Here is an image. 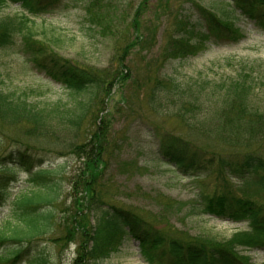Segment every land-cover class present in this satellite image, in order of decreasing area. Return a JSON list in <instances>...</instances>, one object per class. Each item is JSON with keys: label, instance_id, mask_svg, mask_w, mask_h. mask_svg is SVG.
I'll return each mask as SVG.
<instances>
[{"label": "rangeland", "instance_id": "obj_1", "mask_svg": "<svg viewBox=\"0 0 264 264\" xmlns=\"http://www.w3.org/2000/svg\"><path fill=\"white\" fill-rule=\"evenodd\" d=\"M198 6L240 28L247 37L235 43L203 45L183 57H174L168 52L169 57L163 59L174 24L181 14L196 22ZM23 12L19 4L11 3L0 11V16ZM31 20L35 22V39L45 45L35 42L26 48L27 44L19 42L0 50V91L23 96L37 107L56 101L69 107L89 98L87 93L77 94L54 81L48 73L52 67L46 61L40 63L45 68L33 62L36 55L37 58L47 55L71 61L89 71H98L101 79L107 80L102 83L105 88L102 87L94 99L92 105L96 107L92 106V112L85 117L79 138L72 139L75 143L72 149L63 136L29 135L26 122L0 118V156L20 149L41 159L42 165L44 160L53 167L61 166L59 173L49 174L44 180L34 173L37 168L32 172L18 168L8 199L0 205V231L12 229L8 235L15 237L17 228L13 225L20 222L14 215H20L22 210L14 199L23 189L29 190L33 204H41L39 210L50 207L53 215L52 228L46 235L10 243L28 247L21 259L11 264H38L39 261L72 264L81 231L85 224L90 227L93 223L83 219L88 205L129 208L150 218L155 228L168 238L195 240L208 232L224 239L248 226L247 222H233L203 213L204 203L225 197L228 203L252 199L264 205V187L248 185L250 179L243 182L203 170L186 173L167 162L159 149L165 137L178 136L193 140L210 152L215 150L219 156L239 158L254 149L264 152V141H256L258 143L250 147L225 146L190 131L163 110H153L148 105V94L160 80L174 78L187 85L196 79L213 84L232 76L235 71L263 74L257 81V92L264 102V31L242 15L233 0H64L50 13L34 15ZM104 73L110 74L109 78ZM93 96L91 94L90 102ZM96 131L102 135L101 141L108 143L106 153L98 156L83 148L76 149V144L88 141ZM94 158L101 161L97 169L91 167ZM98 173H102L101 187L84 185V181L93 185V175ZM94 188L104 202L93 198ZM48 198L54 201L43 205ZM64 218H73V222L65 221L61 227ZM71 222L76 230L69 236ZM128 239L103 263L146 264L138 242ZM240 253L248 264H264L262 249L242 248Z\"/></svg>", "mask_w": 264, "mask_h": 264}, {"label": "trees", "instance_id": "obj_2", "mask_svg": "<svg viewBox=\"0 0 264 264\" xmlns=\"http://www.w3.org/2000/svg\"><path fill=\"white\" fill-rule=\"evenodd\" d=\"M63 1L0 0V11L12 3L19 4L27 12L15 16H0V50L20 41L27 44L26 48L35 42L44 46V43L35 39V22L30 16L50 13ZM235 5L257 28L264 30V0H235ZM198 11L199 19L196 22L180 15L178 22L174 24L175 28L171 30L168 50L162 53L163 59L169 57L168 52H172L174 57H183L195 53L203 45L207 47L212 44L235 43L246 38L243 30L223 21L213 11L202 6H198ZM44 61L52 67L48 73L55 81L77 94L87 93L89 98H83L69 107L62 106L61 101L37 107L23 96L16 97L0 91V118L5 121L26 122V133L29 135L33 133L40 138L63 136L72 149L75 146L72 139L79 138L85 117L92 112V106L96 107L92 104L102 87L105 88L102 83L107 79H101L98 71H89L71 61H62L53 56L37 58L36 55L33 60L40 68L44 67L40 64ZM109 76L110 74H105L106 78ZM262 77L263 74L257 71H235L232 76L213 84L196 79L189 81L187 85L174 78L160 80L148 94V105L153 110H163L190 131L209 137L219 144L232 148L250 147L264 141V102L257 92V81ZM90 93L94 95L91 102ZM101 104L104 106L103 100ZM101 137L100 132L96 131L88 141L76 144V149L83 148L89 154L97 153L100 156L106 153L108 145L101 141ZM91 140L93 141L89 145ZM161 144L159 152L164 159L186 173L203 170L207 174L228 175L243 182L250 179L248 185L253 183L264 187L263 151L254 149L241 154L239 158H226L219 156L215 150L210 152L195 141L178 136H167ZM32 149L34 152L35 149ZM100 163L97 158L91 160V167L97 169ZM43 164L45 166L35 155L26 154L20 149L0 156V205L8 199L18 168L26 172L37 168L34 173L43 180L49 174L59 173L61 166L53 167L52 164H45L44 160ZM93 176V185L89 181H84V185L89 188L101 187L99 179L102 173ZM93 190V198L103 201L97 189ZM3 200L5 201L2 202ZM15 201L22 210L20 215H14L20 224L13 225L17 228L15 237L8 235L12 229L0 231L2 264L15 263L28 250V247L10 245L12 241L31 240L46 235L52 228L53 211L50 207L39 210L41 204H33L24 189ZM53 201L48 198L43 205ZM204 204V213L235 221L246 220L248 227L224 239L208 232L202 233L195 240L168 238L155 228L150 218L129 208L88 205L83 219L92 220L93 223L90 227L85 224V229L81 231L77 256L72 264H104L103 261L111 252L120 248L128 238L138 241L140 253L147 264H248L240 249L264 250V205L252 199H238L228 203L225 197H216ZM65 221L73 222V218H64L61 227ZM72 222L71 228L68 227L69 236L76 230ZM38 264L43 262L39 261Z\"/></svg>", "mask_w": 264, "mask_h": 264}]
</instances>
